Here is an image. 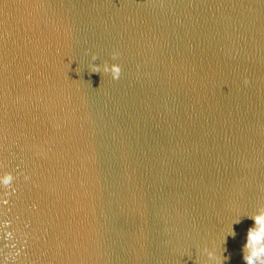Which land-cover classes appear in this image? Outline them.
I'll return each instance as SVG.
<instances>
[{"label": "water", "instance_id": "95a60500", "mask_svg": "<svg viewBox=\"0 0 264 264\" xmlns=\"http://www.w3.org/2000/svg\"><path fill=\"white\" fill-rule=\"evenodd\" d=\"M0 164V264H245L264 0H0Z\"/></svg>", "mask_w": 264, "mask_h": 264}, {"label": "clouds", "instance_id": "9594fccd", "mask_svg": "<svg viewBox=\"0 0 264 264\" xmlns=\"http://www.w3.org/2000/svg\"><path fill=\"white\" fill-rule=\"evenodd\" d=\"M118 52L113 53V57L118 56ZM97 57H93V60H96ZM101 66L95 65L93 72H100ZM102 71L105 73H110L113 79H119L121 76L122 68L118 63H108L103 64ZM3 165L0 164V186H10L15 180V176L11 171L4 172L2 171ZM27 178V177H26ZM254 220V225L250 227L247 231L246 243L243 245V260L245 264H264V208L259 212L249 217ZM239 218L233 221V224L240 223ZM233 224L227 232L223 235L222 244L226 243L227 237L236 236V232L233 229ZM226 249H221L219 252L216 249L208 250L207 248L204 251L207 254L208 260L205 264H223V261L227 259L222 255L223 251Z\"/></svg>", "mask_w": 264, "mask_h": 264}]
</instances>
